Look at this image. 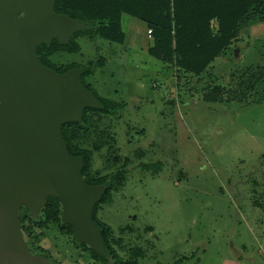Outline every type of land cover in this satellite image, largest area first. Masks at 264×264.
I'll use <instances>...</instances> for the list:
<instances>
[{"label":"rangeland","instance_id":"obj_1","mask_svg":"<svg viewBox=\"0 0 264 264\" xmlns=\"http://www.w3.org/2000/svg\"><path fill=\"white\" fill-rule=\"evenodd\" d=\"M123 29L124 44L81 35L80 52L51 57L96 67L86 85L121 103L101 123L116 146L94 156L103 173L124 163L109 166L107 157L130 161L123 186L99 211L115 229L133 228L119 234L120 254L141 247L140 264H264V103L203 98L212 86H234L233 71L264 65V21L250 23L199 82L148 53L145 22L125 14ZM39 245L53 264H91L57 224Z\"/></svg>","mask_w":264,"mask_h":264},{"label":"water","instance_id":"obj_2","mask_svg":"<svg viewBox=\"0 0 264 264\" xmlns=\"http://www.w3.org/2000/svg\"><path fill=\"white\" fill-rule=\"evenodd\" d=\"M56 2L0 0V264H50L30 250L20 222L23 206L38 217L49 196L59 198L75 241L108 254L94 221L106 185L86 182L84 159L69 153L62 133L63 123L81 122L100 102L83 85V68L59 73L37 53L42 43L66 45L88 28L57 12Z\"/></svg>","mask_w":264,"mask_h":264},{"label":"trees","instance_id":"obj_3","mask_svg":"<svg viewBox=\"0 0 264 264\" xmlns=\"http://www.w3.org/2000/svg\"><path fill=\"white\" fill-rule=\"evenodd\" d=\"M55 10L81 19L88 26L77 31L66 45L54 39L37 47L42 63L57 72L63 73L76 67L58 65L51 57L60 51L80 52L81 47L76 39L81 35L124 44L127 35L123 29V15L127 14L145 22L148 29H152L153 43L148 47V53L172 67L193 74L196 79L194 82H199L212 63L230 49L250 23L264 21V0H57ZM103 61L101 59L102 64ZM82 68V83L92 90L85 80L95 73L96 67ZM232 79H235L234 86H212L205 91L203 98L210 102L238 99L249 104L264 103V65L250 64L233 71ZM92 91L100 106L85 108L81 122L63 123L62 133L69 153L84 159L82 173L86 182L90 185H106L102 200L95 207L94 221L100 228L108 254L73 238L72 242L81 250L82 255L90 257L91 264H140L139 260L144 256L143 248H130L127 257H123L119 250L124 248L123 237L119 234L132 231V226L117 230L99 217L101 206L112 203L114 191L123 186L130 161H124L117 154L115 157H107V161L111 163L109 166L124 162L118 170L103 173L94 167L96 153L105 148H114L115 139L108 135L109 125L102 127L101 123L106 117L116 114L121 103ZM61 214V202L55 196L48 197L39 217L32 216L28 207L21 208V228L28 236L32 250L46 251L39 243L50 223L57 224L63 234L72 237L73 228L62 221ZM146 229L152 230V226ZM193 264H200V261L196 260Z\"/></svg>","mask_w":264,"mask_h":264},{"label":"flooded vegetation","instance_id":"obj_4","mask_svg":"<svg viewBox=\"0 0 264 264\" xmlns=\"http://www.w3.org/2000/svg\"><path fill=\"white\" fill-rule=\"evenodd\" d=\"M24 238H25V240H26V243L29 245V247H30V244L28 243V237L24 234ZM30 250L33 252V253H35V254H41V255H44V256H46L49 260H50V264H53L54 263V259H53V257L51 256V254H49V256H47V254H45V253H47V251H42V250H36V251H34V250H32V248L30 247ZM79 250V254L81 253L82 254V252H81V250L80 249H78ZM84 256H86V255H84Z\"/></svg>","mask_w":264,"mask_h":264},{"label":"built area","instance_id":"obj_5","mask_svg":"<svg viewBox=\"0 0 264 264\" xmlns=\"http://www.w3.org/2000/svg\"><path fill=\"white\" fill-rule=\"evenodd\" d=\"M148 35L152 38V29H148Z\"/></svg>","mask_w":264,"mask_h":264},{"label":"crops","instance_id":"obj_6","mask_svg":"<svg viewBox=\"0 0 264 264\" xmlns=\"http://www.w3.org/2000/svg\"><path fill=\"white\" fill-rule=\"evenodd\" d=\"M147 33H148V27H147Z\"/></svg>","mask_w":264,"mask_h":264}]
</instances>
